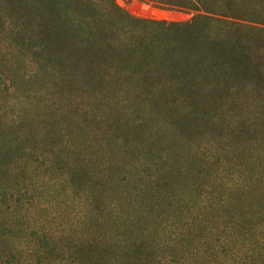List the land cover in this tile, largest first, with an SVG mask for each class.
<instances>
[{"label": "trees", "instance_id": "obj_1", "mask_svg": "<svg viewBox=\"0 0 264 264\" xmlns=\"http://www.w3.org/2000/svg\"><path fill=\"white\" fill-rule=\"evenodd\" d=\"M158 4L192 18L0 0L1 226L42 173L113 204V241L100 231L74 264H152L157 252V264H264V0ZM31 93L34 113L7 114ZM152 211L180 220L178 233L145 226Z\"/></svg>", "mask_w": 264, "mask_h": 264}, {"label": "rangeland", "instance_id": "obj_2", "mask_svg": "<svg viewBox=\"0 0 264 264\" xmlns=\"http://www.w3.org/2000/svg\"><path fill=\"white\" fill-rule=\"evenodd\" d=\"M115 1L126 12L139 18L168 23L187 22L192 18L190 12L160 6V0ZM32 89L34 88L29 85V90ZM26 96L27 94L20 95L10 100L13 109L7 110L9 116L34 113L40 96L31 93V99H23ZM41 96L48 95L43 92ZM217 173L218 179L224 181L235 177L233 172H225L224 168H219ZM32 180L33 187H30L27 193L16 196V211L11 214L14 224L1 226L0 223L1 243L9 245L10 248L4 261L8 264H74L82 243L101 237L100 231H105V239L108 240L106 245H110L113 241L110 233L113 231L109 222L115 217L111 215L113 204L110 205L107 199H104V204L93 206L94 198L91 196L83 191H75L73 187L65 186L61 182L52 183L42 173L33 174ZM182 199L183 192L179 191L175 200ZM4 213L7 211L1 205L0 216ZM179 223L178 219L174 223L172 215H164L161 222L159 212L152 211L151 218H146L144 225H153L150 230L154 229V225H160L159 228L169 225L175 234L178 233L176 225ZM112 259L104 261L108 263ZM164 260V256H161L162 264H172L170 258ZM115 261L113 259L111 264H123V260ZM151 263H160L158 252L153 255Z\"/></svg>", "mask_w": 264, "mask_h": 264}]
</instances>
